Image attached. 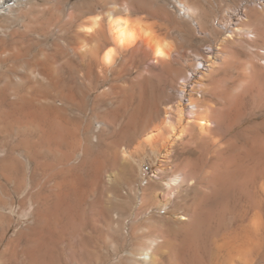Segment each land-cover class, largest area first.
<instances>
[{
	"label": "bare ground",
	"instance_id": "obj_1",
	"mask_svg": "<svg viewBox=\"0 0 264 264\" xmlns=\"http://www.w3.org/2000/svg\"><path fill=\"white\" fill-rule=\"evenodd\" d=\"M70 1L0 0V15L9 13L24 19L22 32L10 31L9 41L0 38V147L9 146L3 164L16 160V153L21 151L23 154L18 157L29 160L39 157L69 160L73 154L60 150L67 146L71 150L81 147L82 156L87 158L95 153L96 147L111 143V119L119 113L116 105L124 107L128 98L125 93L128 84L117 83L126 69L118 68L116 63L127 53L142 52L145 57H151L156 66L180 62L193 69L180 79L183 89L178 91L179 101L172 109L174 112L164 111L166 137L155 142L148 136L147 151L165 152L169 156L178 139L184 143L186 138L184 144L198 140L200 145L216 147L221 130L224 133L238 130V134L248 130L264 131V119H261L264 117V0H92L91 4H71ZM162 29L166 30V37L160 34ZM53 36L50 46H46ZM194 39L209 40L212 45L197 54L175 51L181 43ZM32 51L37 52L32 54ZM199 65L206 70H199ZM64 69L67 75H62ZM205 78H208L207 84ZM186 82H193L189 92L182 84ZM100 124H103L101 130L97 127ZM28 147L33 149L28 150ZM45 147L47 151L42 152L41 148ZM246 151L245 158L254 154L253 150L252 153L249 150L251 154ZM258 152L264 159V143ZM122 157L129 159L130 152L123 148ZM244 163L243 169L238 166L237 171L243 170V176H238L242 179L240 187L247 199L246 205L260 207L262 201L256 197L264 192V160L257 168H250L251 172L248 168L245 170L249 164L244 168ZM10 164L6 170L15 173V166ZM194 184L195 178L175 175L165 184L166 204L173 203L184 187L189 189ZM44 194L40 191L31 201L38 206L43 200L47 203L48 196ZM207 195L204 194L201 203ZM149 196L152 200L154 194ZM56 207L47 205L44 213L35 209L30 214L35 221L33 231L59 235L63 240L66 233L59 227ZM102 211L106 214L108 209L105 207ZM206 212L197 217L182 216V220L189 221L187 226L199 233L203 231L200 228L207 225L211 239L232 229L230 221L216 222L209 228L213 213L209 211L205 215ZM87 226L72 227V235L79 243L76 246V243H68L71 251L79 249L81 259H84L83 244L90 238ZM105 229L109 238L117 235L118 228L112 222L106 223ZM42 239L39 235L25 248L26 264H55L53 260L57 261L53 256L54 248L47 250V242ZM155 246L157 244L152 242L140 259L152 263L150 253ZM90 252L94 253L87 250L85 257L90 256Z\"/></svg>",
	"mask_w": 264,
	"mask_h": 264
},
{
	"label": "rangeland",
	"instance_id": "obj_2",
	"mask_svg": "<svg viewBox=\"0 0 264 264\" xmlns=\"http://www.w3.org/2000/svg\"><path fill=\"white\" fill-rule=\"evenodd\" d=\"M93 1L71 0L70 3L91 4L95 2ZM23 25V17L18 18L9 13L0 15V38L9 41V32H22ZM160 34L166 37V30H160ZM54 37L49 39L46 46H50ZM181 44L175 51L189 54H197L200 49L212 45L209 40L199 39ZM34 52L37 51H32V54ZM116 65L126 69L121 77L116 78L119 80L117 83L128 84L124 85L128 98L123 108L118 103L116 105L119 113L111 119V143L96 147L95 153L87 158L82 156L81 147L74 150L68 146L63 147L60 148L62 152L53 147L61 153L73 154L69 160L52 157L29 160L18 157L23 154L21 151L16 153V160H6V166L3 164V156L9 146H3L4 149L0 147V264H26L24 250L39 235L45 240L44 243L47 242V250L54 248L55 254L53 251L52 253L57 261L53 260L54 257L52 260L55 264H264V192L256 197L259 202L262 201L261 208L248 207L240 187L242 179L239 176L243 174V170H238L240 174L237 171L238 166V169L242 168L244 161L243 167L249 164L245 168L249 172L262 163L264 159L258 151L264 143V131L253 133L248 130L238 134V130L233 133L221 130V138L217 139L219 145L216 146L220 151L211 144L200 145L198 140L190 145L184 144L186 138L184 143L176 140L169 156L165 152L157 154L147 151L145 147L148 136H152L155 142L166 137L164 111L171 109L174 112L172 109L176 108L179 101L178 91L183 89L180 79L188 76L193 69L180 62H172L166 67L156 66L151 57H145L142 52L127 53L118 59ZM56 66L59 67L58 64ZM197 68L206 70L202 65ZM62 75H67L66 69L62 70ZM204 80L207 84L208 78ZM189 83H182L187 92L193 87V82ZM102 126L103 124L97 125L100 130ZM246 147L250 152L253 150L254 154L257 151L256 157ZM123 148L130 152L129 159L122 157ZM237 148L239 153L234 154L238 151ZM47 149L41 148L42 152ZM245 150L251 157L245 158ZM10 162L16 168L15 173L6 170L11 165ZM177 174L195 178V184L189 189L184 187L173 203L166 204L165 184ZM40 191L48 196V202L43 200L44 203H39L38 206L31 201V197ZM150 194H154L152 200L149 199ZM204 194L207 196L201 203ZM194 200L195 206L192 205ZM47 205L50 208L57 206L59 227L66 233L63 234V240L59 235L33 231L35 221L30 214L35 209L44 213ZM105 207L108 209L106 214L102 211ZM206 210L205 215L209 211L213 213L209 228L216 222L230 221L232 229L211 239L207 225L200 228L205 233H199L190 225L187 226L189 221L182 220V216L190 217L193 214L197 217ZM111 222L118 228V237L114 235L109 238L106 234L105 224ZM82 224L88 225L90 236L83 244L84 259L79 256L77 247L73 252L68 246V243L78 245L79 239L71 231L72 227H82ZM152 242L157 244L150 253V261L153 262L142 261L140 258ZM48 244L53 247L48 248ZM87 250L94 253L90 252V256L85 257Z\"/></svg>",
	"mask_w": 264,
	"mask_h": 264
}]
</instances>
